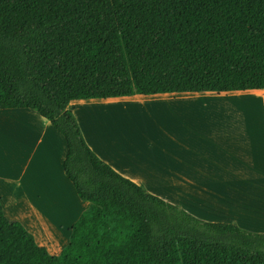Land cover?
<instances>
[{"label":"trees","instance_id":"1","mask_svg":"<svg viewBox=\"0 0 264 264\" xmlns=\"http://www.w3.org/2000/svg\"><path fill=\"white\" fill-rule=\"evenodd\" d=\"M264 89V0H0V109L64 136L89 203L58 255L0 201V264H264V233L210 222L147 191L89 146L73 100Z\"/></svg>","mask_w":264,"mask_h":264},{"label":"crops","instance_id":"2","mask_svg":"<svg viewBox=\"0 0 264 264\" xmlns=\"http://www.w3.org/2000/svg\"><path fill=\"white\" fill-rule=\"evenodd\" d=\"M105 103L142 109L129 125H107L94 117ZM69 107L91 149L124 177L199 219L264 233V89L79 99ZM66 155L64 136L36 110L0 109L4 214L52 255L89 207L65 174Z\"/></svg>","mask_w":264,"mask_h":264},{"label":"rangeland","instance_id":"3","mask_svg":"<svg viewBox=\"0 0 264 264\" xmlns=\"http://www.w3.org/2000/svg\"><path fill=\"white\" fill-rule=\"evenodd\" d=\"M108 105V106H107ZM144 104H140L139 106H143ZM133 104L128 103H118L115 105L109 106V104H100L96 109V113L94 114V117L103 118L105 120V124H109V122H121L125 123L126 125H129L130 119H134L137 115L138 108H133ZM138 106V107H139ZM140 108L139 110H141ZM138 110V111H139ZM84 116H90L89 113L84 112ZM113 119L112 121H110ZM254 232V231H253Z\"/></svg>","mask_w":264,"mask_h":264}]
</instances>
